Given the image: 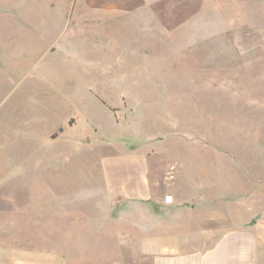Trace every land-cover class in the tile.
<instances>
[{"label": "rangeland", "instance_id": "1", "mask_svg": "<svg viewBox=\"0 0 264 264\" xmlns=\"http://www.w3.org/2000/svg\"><path fill=\"white\" fill-rule=\"evenodd\" d=\"M80 1L0 0V264H152L105 191L132 152L203 227L264 221V0Z\"/></svg>", "mask_w": 264, "mask_h": 264}, {"label": "crops", "instance_id": "2", "mask_svg": "<svg viewBox=\"0 0 264 264\" xmlns=\"http://www.w3.org/2000/svg\"><path fill=\"white\" fill-rule=\"evenodd\" d=\"M80 3L98 14L126 17L141 12L151 19L158 12L153 10L154 5L169 6L168 0ZM128 154L105 165L114 168L111 174L116 181H110L111 190L104 188L110 197L125 200L134 210L136 229L142 234L138 245L144 255L152 258V264H264L263 220L239 227H203L202 217L193 208L180 206L181 200L170 186L164 188L161 182H152V161L147 154Z\"/></svg>", "mask_w": 264, "mask_h": 264}, {"label": "trees", "instance_id": "3", "mask_svg": "<svg viewBox=\"0 0 264 264\" xmlns=\"http://www.w3.org/2000/svg\"><path fill=\"white\" fill-rule=\"evenodd\" d=\"M59 131L61 132V129H59Z\"/></svg>", "mask_w": 264, "mask_h": 264}]
</instances>
